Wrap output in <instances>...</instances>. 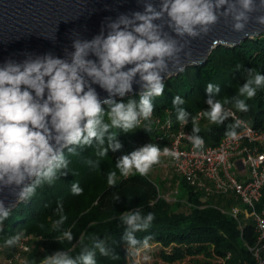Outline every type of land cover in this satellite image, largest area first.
Returning a JSON list of instances; mask_svg holds the SVG:
<instances>
[{"label": "clouds", "instance_id": "obj_1", "mask_svg": "<svg viewBox=\"0 0 264 264\" xmlns=\"http://www.w3.org/2000/svg\"><path fill=\"white\" fill-rule=\"evenodd\" d=\"M262 10L264 0H159L158 5L143 0V11L120 14L115 20L107 18V24L91 40L73 39L74 50L65 48L64 58L48 52L25 53L22 61L6 60L0 65V193L7 190L17 201H28L37 195L38 189L53 186L71 171L65 149L72 156L80 154L77 149H92L84 163L99 170L109 150L116 152L122 148L117 139L120 133L134 132L141 125L146 131L151 130L153 101L164 93L165 76L181 69L182 52L185 57L191 55L190 51L185 52L188 41L181 43V40L206 36L221 17L226 21L231 18L232 30L243 33L253 19L251 14ZM254 19L264 26V14ZM241 69L244 83L235 86V95L214 98L220 87L208 83V109L196 115L186 110V101L180 95L173 99L176 122L184 127L191 121L192 132L186 138L195 150H203L205 146L200 135V118L215 126L231 120L224 135L237 138V129L244 121L236 118L235 113L247 112V101L264 89V75L257 68L237 64L234 70ZM134 84L140 88L138 101L114 99L133 92ZM93 85L108 96L101 100ZM102 105H107V110ZM166 123L172 126L171 112ZM180 155L168 147L146 144L116 159L107 172V185L115 187L133 176L146 177L160 164L162 156L178 159ZM72 174L76 175L73 171ZM83 191L78 181L72 183V195H82ZM111 199L118 201L120 196L114 194ZM53 214L57 217L52 222V230L57 233L55 239L67 247L45 256L39 264H98L97 254L119 260L107 235L100 238L90 233L86 241L82 234L78 244H72L75 225L62 228L68 220L62 198L57 200ZM10 215L11 207L0 199V231ZM155 218L154 213H145L141 207L112 215L113 220L118 219V226L124 228L122 239L129 254L148 247L151 237L140 239L137 233L147 232ZM25 235L21 229L5 237L4 247L21 246Z\"/></svg>", "mask_w": 264, "mask_h": 264}, {"label": "trees", "instance_id": "obj_2", "mask_svg": "<svg viewBox=\"0 0 264 264\" xmlns=\"http://www.w3.org/2000/svg\"><path fill=\"white\" fill-rule=\"evenodd\" d=\"M237 64H242L243 68L255 67L264 75V34L248 38L236 46L219 45L212 51L206 64L189 65L168 78L164 82L163 95L153 101L155 111L151 130L148 132L141 125L142 128L134 132L120 133L117 139L122 148L116 152L109 150L108 158L100 163L99 170H93L84 163L90 157L92 149H77L80 152L78 156H72L65 149V155L71 161V171L62 175L53 186L45 185L38 189L35 197L21 201L11 210L9 218L3 222V231H0V253L14 258L20 246L6 248L3 240L21 229L26 234L21 242L31 246L30 251L24 252L28 264L33 260L39 264L45 256L64 250L67 245L60 244L55 239L57 233L52 230V222L57 219L53 214L57 200L62 198L65 213L68 215V220L62 228L75 225L72 229L73 245L78 244L82 234L86 241L87 234L90 233H95L100 238L105 235L110 237L109 243L120 258L113 261L97 254L98 264H131L134 254L126 251V242L122 239L124 228L118 226V219L113 220L112 215L134 207H141L145 213L155 214L156 218L150 229L137 233V236L140 239L150 236L149 244H160L163 247L162 257L167 262L175 263L189 258L190 264H216L220 258L231 252L232 257L226 264H254L248 247L257 240L253 220L244 216L240 220L235 218L222 207L211 203L208 199L211 196L207 197L179 175L175 174L174 178L178 193L177 200L173 203L162 195L163 183L149 174L146 177L133 176L124 179L115 187H109L106 182L107 172L114 167L116 159L120 156L149 143L163 147L165 140H158L162 132L155 123V117L169 118L171 112V119L177 127L179 124L172 110V101L177 95L186 101L184 107L193 115L208 109V83L220 87V92L215 94L214 98L235 95V86L244 83L243 69L234 70ZM129 99L138 101L139 96L129 95L116 101L127 102ZM247 103L249 110L237 113L255 127L264 128V89L259 90L256 97ZM102 107L107 110V105ZM229 122L231 120L226 121L224 125L215 126L202 118L199 120L200 135L208 144L217 145L225 137L226 125ZM188 128L192 131L191 121ZM239 130L240 128L237 129ZM72 171L76 175H73ZM75 181L84 189L82 195L74 196L70 193V187ZM114 194H119L118 201L111 199ZM228 198L230 199L227 206L239 203L233 196ZM183 202L189 204V211L181 210ZM259 207L264 208V195ZM41 224L44 225L43 228L39 226Z\"/></svg>", "mask_w": 264, "mask_h": 264}, {"label": "water", "instance_id": "obj_3", "mask_svg": "<svg viewBox=\"0 0 264 264\" xmlns=\"http://www.w3.org/2000/svg\"><path fill=\"white\" fill-rule=\"evenodd\" d=\"M151 2L159 4V0ZM135 11H143V0H0V65L8 59L22 61L25 53L43 55L51 52L56 57L64 58L65 48L74 50L73 39L91 40L107 24V18L115 20L120 14H131ZM261 14H264V10L251 14L253 19L243 33L232 30L231 18L226 21L221 17L206 36L196 39L185 37L180 42L188 41L185 52L190 51L191 55L185 57L182 52L181 69L172 70L163 82L189 65L206 64L212 51L219 45L236 46L248 38L263 35L264 26L255 23L254 19ZM165 31L171 34V30L166 27ZM89 59L96 58L89 56ZM93 87L101 100L108 96L98 85ZM139 92V86L134 84L133 92L125 97ZM118 98L121 97H114L115 100ZM0 199H5L11 210L21 202L7 190L0 193Z\"/></svg>", "mask_w": 264, "mask_h": 264}, {"label": "built area", "instance_id": "obj_4", "mask_svg": "<svg viewBox=\"0 0 264 264\" xmlns=\"http://www.w3.org/2000/svg\"><path fill=\"white\" fill-rule=\"evenodd\" d=\"M235 114L236 118L244 121L237 138L225 136L217 145L208 144L203 138V150H195L187 140L186 135L192 132L189 124L175 127L172 121L169 127L166 123L168 118L155 117V123L162 132L158 140H165L163 147L181 154L178 159L171 156L161 158L169 159L174 172L207 197L233 196L239 200L240 204L231 206L228 213L239 220L243 216L253 220L257 240L248 247L254 264H264V208L259 207L264 195V128H257L237 112ZM29 249L30 245L21 242L14 258ZM231 257L229 252L216 264H226ZM12 259L6 258L3 264H11Z\"/></svg>", "mask_w": 264, "mask_h": 264}, {"label": "rangeland", "instance_id": "obj_5", "mask_svg": "<svg viewBox=\"0 0 264 264\" xmlns=\"http://www.w3.org/2000/svg\"><path fill=\"white\" fill-rule=\"evenodd\" d=\"M175 172L170 164L169 159L161 158L160 164L153 167L149 175L160 183H163L162 195L170 202L173 203L177 200L178 185L174 182ZM211 203L222 207L228 212L231 206L239 205L235 202L231 206H227L229 199L220 195L209 197ZM181 210L189 211V204L183 202ZM162 246L160 244H149L147 248H140L135 251L131 264H190L189 258L175 263L167 262L162 257ZM31 250L30 249L27 251ZM26 252V251H25ZM8 258L6 254L0 253V264ZM11 264H28L27 257L22 252L18 257L12 259Z\"/></svg>", "mask_w": 264, "mask_h": 264}]
</instances>
